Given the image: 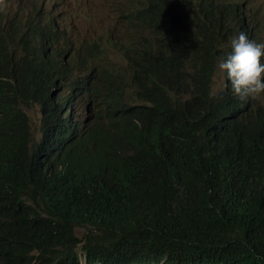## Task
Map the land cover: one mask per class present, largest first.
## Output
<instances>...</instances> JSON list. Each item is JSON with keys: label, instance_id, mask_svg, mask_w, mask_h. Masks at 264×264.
Masks as SVG:
<instances>
[{"label": "trees", "instance_id": "trees-1", "mask_svg": "<svg viewBox=\"0 0 264 264\" xmlns=\"http://www.w3.org/2000/svg\"><path fill=\"white\" fill-rule=\"evenodd\" d=\"M241 4L251 23L225 1L138 0L126 18L164 44L136 56L115 48L138 98L125 104L122 76L108 69L98 125L75 115L73 95L97 88L91 55L105 47L61 49L53 25L28 36L32 25L0 18V264H264V104L212 90L234 35L263 42Z\"/></svg>", "mask_w": 264, "mask_h": 264}, {"label": "rangeland", "instance_id": "rangeland-1", "mask_svg": "<svg viewBox=\"0 0 264 264\" xmlns=\"http://www.w3.org/2000/svg\"><path fill=\"white\" fill-rule=\"evenodd\" d=\"M218 1L228 2L229 0ZM230 1L242 2L243 0ZM247 1L250 4V10L253 12L254 18H258L257 22L260 25V21L264 23V0ZM137 3L138 0H4L0 10L5 12L8 17H24L26 12H29L31 16H37L38 18L46 20L56 19L62 26L60 30L63 29L66 34V41L69 40L73 46L75 43L86 45L88 41L87 45L92 42H99L105 47L106 52L103 51L91 55L92 62L90 63V67H94L95 69L97 88L87 90L84 94L73 95L77 99L74 109L76 116L82 120H85L89 116L90 121L94 125H98L103 120L104 114L107 113L101 110V106L107 107V104L103 101L106 89L103 79L108 69H115L123 77V79L122 77L119 79L120 87L125 90V103H131L138 98L137 82L132 79L134 75L131 66L127 61H124L125 52L116 50L115 48L120 43H127L132 48L130 56H136L144 49H147V45L149 44L155 46H162L164 44V40L159 34L143 25L132 26L126 18L130 13V9L133 10V8L138 7ZM180 14L182 16L181 12ZM181 24H185L183 17L180 22ZM190 25L191 23L188 26ZM262 41L264 42V34ZM61 45L63 46V44ZM70 58L78 63L73 52L68 54V59L70 60ZM187 66L190 80H192L195 73L191 69L190 64H187ZM85 68L86 65H77L76 77H83ZM126 74L128 76L127 88ZM225 78L216 67L214 83L212 84L214 95L230 91L225 86ZM63 89H67V92H69L68 88ZM92 92L95 94L97 92L98 94L93 97ZM190 96L192 97L193 95ZM255 99L257 104H264V94L256 95ZM80 101L83 104L86 101L87 104L85 103L84 106L79 103L77 104ZM85 106L88 107L87 111ZM25 110L31 121L32 133L35 137H39L41 120L39 106L30 105ZM86 231L85 228H80L77 230V234L81 236Z\"/></svg>", "mask_w": 264, "mask_h": 264}, {"label": "clouds", "instance_id": "clouds-1", "mask_svg": "<svg viewBox=\"0 0 264 264\" xmlns=\"http://www.w3.org/2000/svg\"><path fill=\"white\" fill-rule=\"evenodd\" d=\"M3 2L4 0H0V8ZM0 18L6 28L18 26L22 19L20 16L8 17L3 11L0 12ZM256 23L259 24L257 21ZM229 47V51L218 57L216 65L218 71L226 77L225 86L240 100L264 94V42L252 40L245 32L240 31L230 39ZM76 73L77 69L73 78L79 79ZM74 109L73 107L72 111L76 113ZM156 149L154 153L159 156ZM168 154L174 160L171 150ZM147 165L151 166L150 161ZM240 184L246 188L245 182Z\"/></svg>", "mask_w": 264, "mask_h": 264}, {"label": "bare ground", "instance_id": "bare-ground-1", "mask_svg": "<svg viewBox=\"0 0 264 264\" xmlns=\"http://www.w3.org/2000/svg\"><path fill=\"white\" fill-rule=\"evenodd\" d=\"M216 2H217V0H215ZM55 2V1H54ZM228 3H230V4H234L233 6H237L239 9H240V11H241V13H242V18H241V20H240V23H251L252 21H251V18H250V15H249V12H248V10L246 9V7L243 5V4H241V2H231L230 0L228 1ZM249 6H250V4H249ZM254 7V6H253ZM63 8V7H62ZM0 12H2L1 10H0ZM180 12L183 14V15H185V13L183 12V10L182 9H180ZM73 13V12H72ZM67 15V14H66ZM258 15V14H257ZM65 20V19H64ZM232 20V19H231ZM67 21V20H66ZM263 25H264V23L262 22V21H260ZM261 24V25H262ZM26 25H32L33 26V29L28 33V36H31L33 33H34V30H35V28L36 27H41L40 25H44V26H46V25H53L55 28H56V30H55V34L53 35V37H52V41H54V42H56V43H58V44H63V46L61 45L60 46V48L61 49H64L65 48V41H66V34L64 33V31H63V29L62 30H60V28L62 27L61 26V24L57 21V20H46V19H44V18H38L37 16H31V14L29 13V12H26V15L24 16V17H22V19H21V21L18 23V27H23V26H26ZM250 29H251V26H250ZM189 31H191V30H189ZM245 32H248V31H245ZM263 34H264V32H263ZM262 38H263V35H262ZM39 43V41H35L34 42V45L35 46H37V47H39L37 44ZM50 52H53V47H52V49H51V51ZM32 57H36V52L32 49ZM71 59V58H70ZM88 63V62H87ZM217 64V63H216ZM87 65V64H86ZM93 69H94V67H92ZM112 69V68H111ZM215 69H216V67H215ZM93 72L95 73V69L93 70ZM215 77V76H214ZM226 79V78H225ZM229 93V92H228ZM93 94H95L94 92H93ZM98 93L96 92V94H95V96L97 95ZM94 97V96H93ZM90 100H92V99H90ZM95 100V99H94ZM76 101H77V99H75L74 100V108H75V106H76ZM84 101V100H83ZM94 102V101H93ZM92 102V103H93ZM80 104V105H83L84 106V104L86 103V101H85V103L83 104L82 103V101H80V102H77V104ZM132 103V102H131ZM87 104V103H86ZM95 104V103H94ZM126 104V103H125ZM86 107V111L88 110V107L87 106H85ZM83 109H84V107H83ZM82 112V111H81ZM76 115V114H75ZM151 117V116H150ZM149 117V118H150ZM40 124H41V121H40ZM39 138V137H38ZM120 158L119 159H117L116 161H114V163H117V162H120L121 161V158L123 157V155H122V150H120ZM107 155H110V157H111V154H110V152H107ZM113 155V154H112ZM124 165H126V158L124 157V159L121 161V166H124Z\"/></svg>", "mask_w": 264, "mask_h": 264}]
</instances>
